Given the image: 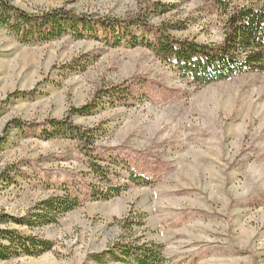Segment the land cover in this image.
<instances>
[{"label":"rangeland","instance_id":"obj_1","mask_svg":"<svg viewBox=\"0 0 264 264\" xmlns=\"http://www.w3.org/2000/svg\"><path fill=\"white\" fill-rule=\"evenodd\" d=\"M12 2L38 15L64 8L92 19L147 16L149 25L170 27L179 40L221 44L224 39L222 20L209 15L200 0ZM239 5L258 7L264 0H239ZM163 8L170 11L161 13ZM70 64L81 71L63 69ZM127 86L128 103L104 97V91ZM31 91L32 99L7 100ZM94 100V116L71 113ZM66 117L83 129L104 132L92 147L94 156L121 155L151 185L127 183L128 173L115 166L126 190L109 200L88 198L85 186L98 183L87 165L91 155L76 140L43 135L47 121ZM16 119L29 127L5 134L6 124ZM2 138L0 216L31 217L65 187L84 199L56 224L0 223V229L53 245L39 257L0 264H136L94 259L127 243L132 250L158 247L164 264H264V74L199 87L144 47H111L95 37L72 36L24 45L0 31Z\"/></svg>","mask_w":264,"mask_h":264},{"label":"trees","instance_id":"obj_2","mask_svg":"<svg viewBox=\"0 0 264 264\" xmlns=\"http://www.w3.org/2000/svg\"><path fill=\"white\" fill-rule=\"evenodd\" d=\"M206 6L209 15L216 16L223 23L224 39L221 44H199L189 40H179L169 34L172 28L153 27L149 18L136 16L130 20L111 18L92 19L85 15H77L64 8L45 11L42 14H30L16 7L12 0H0V31L14 37L24 45L59 40L66 36L76 39L95 37L111 47L126 46L131 48L144 47L152 51L154 56L164 65L172 69L183 79L199 87L227 81L234 77L255 73L264 74V5L240 6L239 0H200ZM161 13L170 11L168 8ZM175 29V28H173ZM102 31L99 38L97 31ZM63 69L69 73H78L81 68L75 64L66 65ZM104 97L116 99L120 103L131 100V87L104 91ZM35 93L15 92L8 96H22L32 99ZM36 97V96H35ZM34 97V98H35ZM92 101L81 108H73L71 113L77 116H94L98 106ZM43 135L49 138L62 137L80 142L82 150L90 159L88 168L98 180L85 186L87 197L102 201L118 197L126 190L128 184H119L120 176L113 167H122L128 173L127 183L137 186L151 185V180L136 174L133 166L121 155H109L100 158L93 155L95 142L104 135L99 128L86 130L70 121L49 120ZM29 127L19 120L6 124L3 132L22 130ZM0 140V146L3 143ZM121 165V166H119ZM105 186L103 188V186ZM63 188L64 194L43 202L35 214L27 218H15L8 215L0 216V223H13L21 227H35L56 224L59 219L80 207L84 197ZM125 223V222H124ZM127 228V226H125ZM49 241L33 236L23 235L15 230L0 229V261H7L23 256L39 257L52 251ZM111 258L117 262L134 261L136 264H164L166 259L155 246H142L132 250L129 243L120 249H113L94 256L95 261L103 263Z\"/></svg>","mask_w":264,"mask_h":264}]
</instances>
